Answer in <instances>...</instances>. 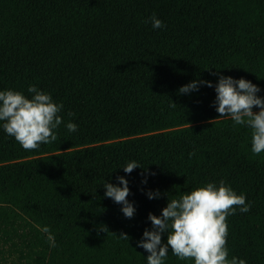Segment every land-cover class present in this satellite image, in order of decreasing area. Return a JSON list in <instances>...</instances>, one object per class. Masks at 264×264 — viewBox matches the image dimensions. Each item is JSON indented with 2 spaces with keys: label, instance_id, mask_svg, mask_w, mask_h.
<instances>
[{
  "label": "trees",
  "instance_id": "16d2710c",
  "mask_svg": "<svg viewBox=\"0 0 264 264\" xmlns=\"http://www.w3.org/2000/svg\"><path fill=\"white\" fill-rule=\"evenodd\" d=\"M221 75L264 98V0H0V91L31 98L35 85L63 104L57 140L36 150L0 121V264H147L137 244L149 213L221 180L251 206L227 218L228 259L264 264V153L251 152L250 128L219 117ZM194 80L213 87L179 94ZM132 161L141 168L125 173ZM117 177L130 219L105 196ZM164 264L194 260L169 249Z\"/></svg>",
  "mask_w": 264,
  "mask_h": 264
},
{
  "label": "clouds",
  "instance_id": "9594fccd",
  "mask_svg": "<svg viewBox=\"0 0 264 264\" xmlns=\"http://www.w3.org/2000/svg\"><path fill=\"white\" fill-rule=\"evenodd\" d=\"M149 19L154 29L164 27L155 14ZM201 84L213 87L210 81L194 80L182 86L179 94L198 90ZM28 92L32 94L31 98L19 91H0V121L4 122L2 127L9 136L14 137L24 150L31 151L38 149L41 144L57 140L53 130L63 123L62 117L58 115L63 104L53 102L50 94L42 92L35 85H30ZM258 92V86L244 78L233 79L221 75L215 85L214 106L219 117H230L234 127L242 125L251 129L253 155L264 153V98L259 97ZM254 108L259 111H253ZM66 128L69 132H75L78 125L68 122ZM136 168L141 167L132 161L123 170L130 174ZM117 180L122 186L108 182L104 184L105 196L122 205L123 215L130 219L136 209L127 199L130 195L128 181L124 177H117ZM159 195L158 190L147 192L149 199L158 198ZM250 207L246 203V196L237 195L223 180L218 186L209 182L183 194L179 199L168 200L160 216L149 213L152 230H144L137 246L148 253L147 264H164L169 249L178 259H192L194 264H246L245 260L236 257L228 259L227 218L234 215L237 208L247 213ZM101 229L108 232L106 227ZM43 231L50 232L47 227ZM164 233H167L166 243L162 242ZM119 236L124 240L130 239L124 233ZM48 240L51 246H55L52 235H48Z\"/></svg>",
  "mask_w": 264,
  "mask_h": 264
}]
</instances>
